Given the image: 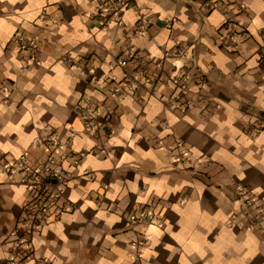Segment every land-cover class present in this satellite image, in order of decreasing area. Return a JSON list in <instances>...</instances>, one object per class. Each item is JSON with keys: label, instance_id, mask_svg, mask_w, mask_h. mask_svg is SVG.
Returning <instances> with one entry per match:
<instances>
[{"label": "crops", "instance_id": "1", "mask_svg": "<svg viewBox=\"0 0 264 264\" xmlns=\"http://www.w3.org/2000/svg\"><path fill=\"white\" fill-rule=\"evenodd\" d=\"M114 2L0 0V264H264V0ZM49 155L70 203L28 248Z\"/></svg>", "mask_w": 264, "mask_h": 264}, {"label": "built area", "instance_id": "2", "mask_svg": "<svg viewBox=\"0 0 264 264\" xmlns=\"http://www.w3.org/2000/svg\"><path fill=\"white\" fill-rule=\"evenodd\" d=\"M98 1H103L104 4L110 3L105 8L100 6L102 12L115 10V0ZM120 1L116 0V3L118 4ZM119 8L117 7V10ZM27 41L24 44H28L34 49L36 48L35 40L28 39ZM190 77H195L199 82L207 80L206 74L199 69L192 73L182 70L172 74L171 80L180 85L183 92L186 93V88H184L186 85L185 80ZM150 78L149 76L147 77L148 81H151ZM160 78L153 81L160 83L162 81ZM184 103L186 106H189L191 101L185 100ZM53 161L54 157L49 155L46 161L36 167L27 165L25 161L21 162L20 167L27 175L26 181H29L31 185V195L24 204L26 218L23 222H19L16 225L15 234L18 235L19 242L26 244L28 248H31L33 237L39 230V227L43 223L48 222L53 214H60L69 207V199L64 194L68 181L67 174L62 166L51 165Z\"/></svg>", "mask_w": 264, "mask_h": 264}, {"label": "rangeland", "instance_id": "3", "mask_svg": "<svg viewBox=\"0 0 264 264\" xmlns=\"http://www.w3.org/2000/svg\"><path fill=\"white\" fill-rule=\"evenodd\" d=\"M169 54H165V56H168ZM161 66V65H160ZM163 67V66H162ZM171 76H172V74L170 75V76H168V79H171ZM157 78H159V77H157ZM160 79H162V78H160ZM163 80V79H162ZM153 82V81H152ZM155 82V81H154Z\"/></svg>", "mask_w": 264, "mask_h": 264}]
</instances>
